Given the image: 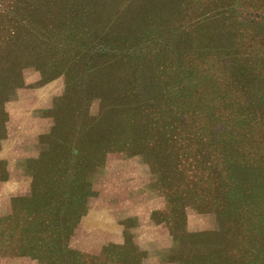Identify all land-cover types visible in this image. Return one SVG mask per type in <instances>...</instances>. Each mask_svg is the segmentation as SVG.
Wrapping results in <instances>:
<instances>
[{"label":"rangeland","instance_id":"1","mask_svg":"<svg viewBox=\"0 0 264 264\" xmlns=\"http://www.w3.org/2000/svg\"><path fill=\"white\" fill-rule=\"evenodd\" d=\"M263 10L264 0H0V264H238L249 249L263 264L264 234L246 246L238 226L240 210L264 195L244 171L225 166L236 210L223 221L207 203L188 201V142L138 143L132 111H113L137 92L192 119L188 75L174 82L173 48L188 49V25L205 17L225 43L220 29L264 27ZM216 131L229 140L226 125ZM153 147L176 153L172 172L165 156H146ZM217 147L223 168L233 149ZM45 176L66 202L57 204L59 193L38 203L27 227ZM24 235L39 259L20 254Z\"/></svg>","mask_w":264,"mask_h":264},{"label":"trees","instance_id":"2","mask_svg":"<svg viewBox=\"0 0 264 264\" xmlns=\"http://www.w3.org/2000/svg\"><path fill=\"white\" fill-rule=\"evenodd\" d=\"M218 10L221 11V8ZM262 14L264 15V10ZM206 18L203 22L188 25V49L173 48L176 59H170L174 69L178 68L177 78L172 75L177 85L183 82V76L188 75L187 108L188 113L193 111L195 114L192 119L183 120L181 106L165 108L157 105L159 103L153 102L149 96L137 95V92L123 94L117 99V108L113 111L122 110L124 105L132 111V120L128 124L131 137L136 138L138 143H152L157 146L168 140L188 142V152L182 154L190 163L188 164L190 176L187 181L188 201H193L194 204L207 203L208 209L218 212L220 219L228 221L231 218V211L236 210L232 208L226 195L227 189L234 183L230 182L227 175L230 171L228 167L237 168L239 172L244 171L241 172V178L247 177L246 181L250 186H255L264 193V27L259 22L255 25L239 22L238 27L220 29L226 42L218 43L216 30L204 25ZM160 94L164 102L170 101V95H166L162 90ZM178 100L179 97H175L177 105H180ZM223 125L230 130L229 140L225 135L214 138L217 135L216 129ZM152 130H155L154 133H151ZM227 143L230 144V148L227 147ZM219 145L224 146L225 155L233 149L229 162V155L222 156L223 168L217 147ZM146 156L152 160H160L165 156L170 167L173 165L168 168L171 172L177 163V155L172 150L159 154L156 147H153ZM233 172L235 173V170ZM43 180L46 184L44 193L36 198L32 196L34 199L30 200L29 205L34 209L29 207L26 209L27 227L35 219L37 210L41 211L38 209V203L49 202V197L59 193L61 200L57 204L66 202L68 195L65 190L55 191L57 188L50 184L47 177L41 179ZM33 188L37 187L34 185ZM256 208L250 204L249 207L237 212L238 226L243 233L246 246H249L253 234L256 232L264 234V195L260 197L259 206ZM11 237L14 235H9L8 239ZM20 243L26 245L21 255L26 254L38 259L41 257V254L32 253L31 248L27 246L31 243L28 236L24 235ZM19 247L23 248L21 245ZM252 254V250L249 249L248 260H244L243 263L236 262L254 264ZM261 254L264 259V251ZM224 260V264H232V261ZM89 263L103 264L102 258L99 257H91Z\"/></svg>","mask_w":264,"mask_h":264}]
</instances>
